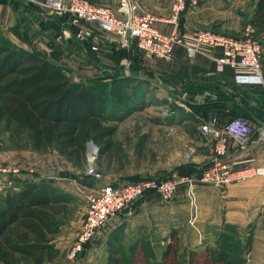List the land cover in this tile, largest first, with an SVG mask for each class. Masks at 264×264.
Masks as SVG:
<instances>
[{
    "label": "crops",
    "instance_id": "1",
    "mask_svg": "<svg viewBox=\"0 0 264 264\" xmlns=\"http://www.w3.org/2000/svg\"><path fill=\"white\" fill-rule=\"evenodd\" d=\"M136 1L143 12L156 18L155 26L164 33L216 26L215 31L232 36L237 35L242 27L250 29L257 3V0H188L179 24L175 26L165 22L171 0ZM100 3L114 9L117 7V0H100ZM78 30L87 31L89 35L78 37ZM0 33L24 48L31 49L33 46L47 58L72 68L73 74L78 77L73 79L77 81L115 72L128 74L130 65L138 66L147 78L157 79L168 97L183 102L191 113L186 120L183 117L178 122L188 121V130L181 135L185 138L184 153L188 154L181 163L199 170L215 155L214 140L199 129L204 120L215 117L217 125L223 127L232 117L240 116L252 126L251 141L242 144L236 138H226L224 160L234 170L264 166V136L258 133L264 127V44L261 75H238L229 67L217 68L214 58L219 55L218 50H214L211 57L200 53L190 57L183 46L176 45L169 58H157L137 48L119 47L115 36L103 31L95 22L82 20L73 24L66 15L55 14L44 4V0H13L12 5L0 1ZM207 101L212 103L197 111L187 103ZM65 163L73 167L68 161ZM45 171L53 172L50 168ZM194 173L196 171L191 174ZM15 177H27L29 180L43 178H33L29 174ZM45 178H52L57 184L55 176L49 174ZM9 181H0V193L10 187ZM182 188L187 189L185 185L178 189ZM194 189L200 202L209 191L206 197L210 203L208 222L215 235L203 243L214 244L221 227L232 224L240 233L250 236L246 264H264V176L250 177L224 188L198 184ZM183 192L178 191L175 195H185ZM145 199L141 200L139 206ZM199 208L203 210L202 206ZM118 216L109 220L102 228L105 231L98 230L96 236L111 231L121 221ZM200 242L201 239H193L192 245Z\"/></svg>",
    "mask_w": 264,
    "mask_h": 264
},
{
    "label": "trees",
    "instance_id": "2",
    "mask_svg": "<svg viewBox=\"0 0 264 264\" xmlns=\"http://www.w3.org/2000/svg\"><path fill=\"white\" fill-rule=\"evenodd\" d=\"M0 1L13 4V0ZM250 24L252 35L263 39L264 0H257ZM1 35L0 124L15 146L37 153L55 151L77 168L86 166L89 141L98 146V157L106 154L113 145L109 137L117 130L106 122L121 120L145 101L150 80L140 68L130 65L128 74L115 72L77 81L67 74L72 68L47 58L33 46L24 48ZM130 48L137 47L132 42ZM187 103L197 111L212 102ZM175 170L181 176L198 171L188 164ZM10 181V187L0 193V264H49L59 256L55 237L77 197L52 178L29 180L12 175ZM231 228L236 229L224 224L214 244L189 250L184 262L179 255L180 236L171 228L161 264H245L242 251L225 244L231 241ZM123 238L119 229L109 233L106 264H124ZM249 246L250 237L246 250ZM129 249L139 264L140 241Z\"/></svg>",
    "mask_w": 264,
    "mask_h": 264
},
{
    "label": "rangeland",
    "instance_id": "3",
    "mask_svg": "<svg viewBox=\"0 0 264 264\" xmlns=\"http://www.w3.org/2000/svg\"><path fill=\"white\" fill-rule=\"evenodd\" d=\"M245 21L246 18L244 24ZM215 27L210 28L217 30ZM247 32L253 36L252 26L250 29L242 27L234 36H242ZM257 40L263 46L264 38ZM67 74L72 79L78 78L72 71H68ZM148 79L150 80L149 87L141 107L121 120L106 122L117 128L116 132L109 137L113 142L112 148L98 157V146L91 141L87 143V155L94 156L100 179L84 176L86 166L84 168L71 167L55 151L37 153L31 151L30 148H17L15 141L10 139L8 132L2 130L0 124V166L16 168L19 170L18 174H29L33 178L46 177L51 174L55 176L57 185L77 197L67 220L62 223L55 237V246L59 250V256L49 264H106V241L109 233L115 229L123 232L124 238L121 246L125 256L124 264H136L135 257L129 249L135 241H140L141 244V250H138L140 251L139 264H161L163 249L171 228H175L180 236L179 255L182 262L185 261L189 250H202V245L205 244L203 242L211 240L215 235L211 223L208 222L210 203L206 201V197L209 196V191L203 195L202 202H200L195 189L186 191V188H182L183 190H179L178 188L183 185L181 184L170 197L153 192L148 194V197L145 196L146 199L141 206H139L140 202L122 210L118 214L120 217H117L121 221L111 231L105 233V236H96L98 230L107 223L104 224L96 230L76 260L67 257L84 217L87 203L100 185L114 181L126 182L138 177L166 175L178 178L181 176L175 168L184 164L181 162L186 159L185 138L181 135L188 130V121L179 124L178 122L183 117L186 120L191 113L183 102L168 97L157 79L151 77ZM169 123L170 125H167ZM48 168L53 172L45 171ZM12 175L11 173L1 174L0 181L2 183L9 181ZM3 176L5 178H2ZM9 182L12 183V181ZM178 191H184L185 195L176 196ZM200 206L203 210H200ZM200 211L202 212L201 219ZM208 233L210 234L207 235ZM228 236L231 241L225 244L230 249L242 251L246 264L248 251L246 249L250 236L240 233L237 228L229 229ZM193 239H201V242L192 245Z\"/></svg>",
    "mask_w": 264,
    "mask_h": 264
},
{
    "label": "built area",
    "instance_id": "4",
    "mask_svg": "<svg viewBox=\"0 0 264 264\" xmlns=\"http://www.w3.org/2000/svg\"><path fill=\"white\" fill-rule=\"evenodd\" d=\"M44 4L55 14L66 15L73 24L82 20L95 22L103 31L115 36L119 47H129L133 42L139 51L157 58H169L176 45L183 46L190 57L199 53L211 57L212 52L218 50L219 55L214 58L218 69L229 67L238 75H261L262 45L249 32L242 36H232L213 29L164 33L155 26L156 18L143 12L136 0H117L116 9L88 0H44ZM187 4L188 0H171L169 16L165 22L177 26ZM76 35L85 37L89 32L78 30ZM199 129L202 134L214 140L215 155L208 163L196 173L178 178L144 177L100 185L87 203L67 257L76 260L98 228L148 194L158 192L164 197H170L181 184L187 190L194 189L198 184L224 188L250 177L264 176V166H247L234 170L224 160L226 138H236L242 144L251 141L253 129L245 118L234 116L223 127H219L216 118L211 117L204 120ZM258 133L263 137L264 127ZM86 160L83 175L100 179L94 156L87 155ZM5 173L18 176L19 170L0 166V175Z\"/></svg>",
    "mask_w": 264,
    "mask_h": 264
},
{
    "label": "bare ground",
    "instance_id": "5",
    "mask_svg": "<svg viewBox=\"0 0 264 264\" xmlns=\"http://www.w3.org/2000/svg\"><path fill=\"white\" fill-rule=\"evenodd\" d=\"M93 152V151H92Z\"/></svg>",
    "mask_w": 264,
    "mask_h": 264
}]
</instances>
